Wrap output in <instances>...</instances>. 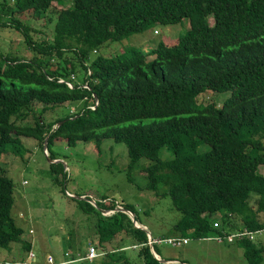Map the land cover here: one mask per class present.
<instances>
[{
    "label": "trees",
    "instance_id": "trees-1",
    "mask_svg": "<svg viewBox=\"0 0 264 264\" xmlns=\"http://www.w3.org/2000/svg\"><path fill=\"white\" fill-rule=\"evenodd\" d=\"M25 12L54 14L52 32L18 19ZM184 19L190 23L186 34L148 52L131 47L92 59L107 42ZM0 27L18 31L31 53L23 58L0 49V155L8 144L23 150L22 136L43 151L48 135L49 159H57L50 149L56 137L69 146L93 141L99 154L102 140L110 138L125 145L128 171L142 158L150 161L147 188L170 196L180 212L176 234L264 229V175L258 171L264 165V0H0ZM32 28L43 37L33 39ZM205 91L230 94L220 105L198 102ZM65 103L81 105L44 117L47 108ZM202 142L209 146L205 152ZM163 147L173 158L160 157ZM49 172L54 183L59 174L67 178L58 161L49 162ZM103 204L96 203L99 211L88 202L80 206L87 215V209L97 212L99 243L88 247L103 253L79 264L186 263L155 258L147 233L115 205L132 210L116 201ZM13 205V180L0 167V248L9 249L23 234ZM217 214L221 222L214 226ZM232 243L242 248L246 264L262 261L264 246L253 237ZM22 247L28 252L31 243Z\"/></svg>",
    "mask_w": 264,
    "mask_h": 264
},
{
    "label": "rangeland",
    "instance_id": "rangeland-1",
    "mask_svg": "<svg viewBox=\"0 0 264 264\" xmlns=\"http://www.w3.org/2000/svg\"><path fill=\"white\" fill-rule=\"evenodd\" d=\"M52 7L58 9L60 6L53 2ZM48 17L51 18L50 21ZM18 19H23L31 27L47 34L52 32L54 14L44 13L43 16H38L35 13L32 16L30 12H25L22 16L18 15ZM209 21L213 22L211 18ZM189 28L188 19L174 25L157 24L141 33L105 43L97 53L92 54V59L97 56L115 57L131 47L148 52L164 39H175L186 34ZM30 32L35 40L43 37V33H36L33 28ZM22 37L15 29L0 27V49L11 56L13 53L23 58L31 57L30 50ZM153 58L148 56L147 62H151ZM229 94V92L205 91L197 100L200 103L214 101L220 105ZM80 105L81 103H65L47 108L44 117L52 119L56 114L71 113L72 107ZM21 141L23 150L14 152L12 145L8 144L5 147L6 152L0 155V167L14 183V205L11 215L16 224L23 229L20 242L11 244L9 249L0 248V264H27L28 252L23 249L22 243H30L32 239V248L29 250L34 252L35 259L31 264H47V255H51L54 262H59L57 259L60 260L62 257L71 260L75 255H80L76 264L87 261L84 256L89 243L95 245L99 243L97 234L94 233L98 215L95 210L88 209L87 215L80 206L86 208L88 202L98 210L103 207H98L96 203L103 206V203L108 201L112 203L116 201L133 211L130 212L133 216L136 215L137 221L151 233V237L147 235L149 246L154 250V244L159 257L165 260L174 258L178 259L174 263L186 261L185 264H246L242 248L228 242L224 233L216 232L201 237L189 236L188 242L181 246L166 242L164 238L180 236L173 229L180 218V212L173 206L169 195L162 194L160 190L155 192L147 188L144 168L150 163L149 160L142 158L131 170L126 169L128 159L122 142H114L110 138L102 140L99 154L93 141H78L74 146H69L64 138H54L50 149L57 156L62 170L67 171L65 182L59 174L57 178L60 182L54 183L51 180L45 151H41L40 146L30 136H22ZM208 147L207 143L199 144L200 152H205ZM160 157L168 160L173 158V154L163 147ZM258 171L264 175V165H260ZM115 207L122 209L117 204ZM110 212L114 210H105L103 214L107 215ZM212 219L221 222L219 214L212 216ZM217 234L222 235L220 242L215 238ZM259 234L264 235V229L254 233L253 240L258 245H263ZM159 238L163 239L157 242L155 239ZM130 247L136 250L135 245ZM68 249H71L72 253ZM96 250L102 255L103 251L100 247ZM128 251L130 249H127ZM129 254H135V251H130ZM259 264H264V251L263 259Z\"/></svg>",
    "mask_w": 264,
    "mask_h": 264
},
{
    "label": "built area",
    "instance_id": "built-area-1",
    "mask_svg": "<svg viewBox=\"0 0 264 264\" xmlns=\"http://www.w3.org/2000/svg\"><path fill=\"white\" fill-rule=\"evenodd\" d=\"M58 81H61V79H59ZM66 83L69 86H71L70 82H66ZM217 223H218V225L220 224V222L217 220L214 222V226H217ZM254 232L255 231H250V230L243 228V229H237L235 231H229V232L223 231L221 233H224L228 242L232 243V242H234L235 239L240 238L244 235L253 237ZM215 238L217 240H219V242H220V240H222V235L217 234V235H215ZM162 239L163 238H159V239H155V240H157V242L159 240V242H160V240H162ZM188 239H189L188 236H169L167 238H164V240H166V242H168L174 246H181L182 244L187 243ZM99 255H101V254L97 252L96 247L91 245L88 247V251H87L86 255L84 256V259H87L88 261H92L95 258H97ZM34 259H35L34 252L32 250H29L28 251V263L27 264H31V261H33ZM75 260H77V259H75ZM71 261H74V260L54 262L51 255H47V257H46V263L47 264H66V263L71 262ZM12 264H15V263H12Z\"/></svg>",
    "mask_w": 264,
    "mask_h": 264
},
{
    "label": "water",
    "instance_id": "water-1",
    "mask_svg": "<svg viewBox=\"0 0 264 264\" xmlns=\"http://www.w3.org/2000/svg\"><path fill=\"white\" fill-rule=\"evenodd\" d=\"M93 97L96 99V97H95L94 95H93ZM60 121H61V120H59L58 123H59ZM58 123H57V124H58ZM47 137H48V135H46V137H45V139H44V141H43V149H44L45 154H46V156H47V160H48V162H56V161H58V160H57V159H49L48 154H47V152H46V147H47ZM121 211H123L125 214H127V216L129 217L130 221L133 223V225H134L135 227L144 230V231L147 233V235H149V236L151 237V233L147 230V228H146V227H143V224H140V223L136 222L135 219H134L133 214H132L129 210H127V209H121ZM150 250H151L152 254L154 255V257L157 258V259H159L161 262H164V263H169V262H170V261L167 260V259L165 260V259L159 257V255L157 254V252H155V251L152 249V246H150ZM183 264H185V263H183Z\"/></svg>",
    "mask_w": 264,
    "mask_h": 264
},
{
    "label": "crops",
    "instance_id": "crops-1",
    "mask_svg": "<svg viewBox=\"0 0 264 264\" xmlns=\"http://www.w3.org/2000/svg\"><path fill=\"white\" fill-rule=\"evenodd\" d=\"M261 218H262V220L264 221V215H263ZM259 235H260L259 239L261 238V239H260V242H261V243H264V240H263V239H264V235H261V234H259ZM32 240H33V239H32ZM32 240H31V242H30L31 244L33 243ZM263 245H264V244H263ZM30 248H32V247H30ZM66 259H67L66 257H62L60 260L57 259V261H59V262H61V261H67ZM173 262H174V261H173ZM76 263H77V262L75 261V262H72V263H66V264H76ZM187 264H188V263H187Z\"/></svg>",
    "mask_w": 264,
    "mask_h": 264
}]
</instances>
